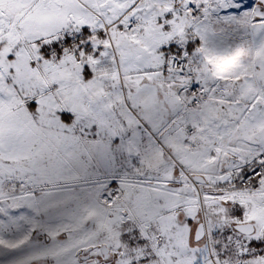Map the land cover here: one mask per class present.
<instances>
[{"label": "snow or ice", "instance_id": "obj_1", "mask_svg": "<svg viewBox=\"0 0 264 264\" xmlns=\"http://www.w3.org/2000/svg\"><path fill=\"white\" fill-rule=\"evenodd\" d=\"M0 264H264V0H0Z\"/></svg>", "mask_w": 264, "mask_h": 264}]
</instances>
